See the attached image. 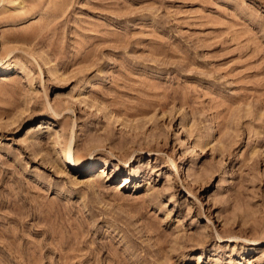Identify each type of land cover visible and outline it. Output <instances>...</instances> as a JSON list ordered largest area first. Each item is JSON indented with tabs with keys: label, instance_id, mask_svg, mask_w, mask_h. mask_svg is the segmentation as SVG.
<instances>
[{
	"label": "rangeland",
	"instance_id": "1",
	"mask_svg": "<svg viewBox=\"0 0 264 264\" xmlns=\"http://www.w3.org/2000/svg\"><path fill=\"white\" fill-rule=\"evenodd\" d=\"M0 264H264V0H0Z\"/></svg>",
	"mask_w": 264,
	"mask_h": 264
},
{
	"label": "bare ground",
	"instance_id": "2",
	"mask_svg": "<svg viewBox=\"0 0 264 264\" xmlns=\"http://www.w3.org/2000/svg\"><path fill=\"white\" fill-rule=\"evenodd\" d=\"M68 159H69V161H70L71 164L75 165V163H74L75 161H74V157H73V153H72V149L71 148H69V150H68ZM127 181L128 180L126 178L125 179V182H127Z\"/></svg>",
	"mask_w": 264,
	"mask_h": 264
}]
</instances>
